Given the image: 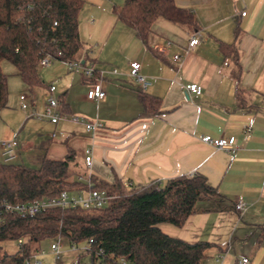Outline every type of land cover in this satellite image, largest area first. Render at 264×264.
Instances as JSON below:
<instances>
[{
    "label": "crops",
    "instance_id": "obj_1",
    "mask_svg": "<svg viewBox=\"0 0 264 264\" xmlns=\"http://www.w3.org/2000/svg\"><path fill=\"white\" fill-rule=\"evenodd\" d=\"M174 2L192 11L198 27L157 17L143 41L112 12L121 0H81L77 19L83 47L77 58L92 63L95 79L67 69L59 59L38 66L42 84L18 83L27 107H20L19 95L8 93L0 108V140L15 136L19 148L12 163L29 167L71 152L70 170L86 187L70 192L114 177L136 185L200 174L217 194L198 201L181 226L162 222L160 230L209 242L203 264H237L242 255L249 264H264V0ZM195 33L200 42L189 48ZM174 54L180 59L173 60ZM134 60L149 79L143 90L129 75ZM50 82L63 113L101 126L87 131L82 123L37 117ZM187 82L201 85L202 92H185ZM92 85L104 96L87 99ZM141 94L158 99L160 114L141 116ZM207 133L233 136L235 151L203 143L200 137ZM86 148L90 168L84 165ZM238 195L245 202L242 217L234 209Z\"/></svg>",
    "mask_w": 264,
    "mask_h": 264
},
{
    "label": "trees",
    "instance_id": "obj_2",
    "mask_svg": "<svg viewBox=\"0 0 264 264\" xmlns=\"http://www.w3.org/2000/svg\"><path fill=\"white\" fill-rule=\"evenodd\" d=\"M80 6L81 0H0V61L11 62L29 88L42 84L38 62L44 54L73 60L83 47L78 34ZM112 12L143 41L157 17L191 29L198 27L192 11L174 0H123ZM7 96L6 76L0 72V108L6 106ZM140 100L141 116L160 114L156 97L141 94ZM72 159L70 152L62 159L42 158L37 167L0 161V201H30L61 190L85 188L86 184L74 179ZM92 187L106 190L110 198L105 206L55 207L30 216L0 211V241L20 239L14 253L0 247V264H24L38 253L41 240L57 237L68 243L85 242L92 264H200L206 258L209 242L186 241L158 227L162 222L181 226L198 209V201L217 194L204 176L180 175L163 184L136 185L114 177L94 182Z\"/></svg>",
    "mask_w": 264,
    "mask_h": 264
},
{
    "label": "built area",
    "instance_id": "obj_3",
    "mask_svg": "<svg viewBox=\"0 0 264 264\" xmlns=\"http://www.w3.org/2000/svg\"><path fill=\"white\" fill-rule=\"evenodd\" d=\"M245 11H242L243 15ZM55 24V21L53 22ZM200 42V34H193L188 41V47L192 48L196 44ZM160 53L165 54V50L161 48L159 50ZM56 55L60 56L61 52L56 51ZM84 58V57H83ZM81 58H76L73 60H63L59 59L64 66L73 71L81 72L86 77L95 79L94 68L92 63L85 62V60ZM54 58L51 54H44L39 62L38 66H46L48 65ZM180 59L178 54L173 55V60ZM141 63L139 61H130L129 62V75L132 79L139 85L140 89H145L149 84V79L146 75H144L141 70ZM183 89L187 93H191L194 95H198L202 92L201 85L194 82H187L183 85ZM55 84L50 82L47 86V95L45 98V104L43 106V110L39 113H36V116L39 118H46L52 123H57L60 120H67L75 123L84 124L87 131H94L96 128L100 127L101 124L99 122H89L84 117L73 114L63 113L59 108V101L54 96ZM105 92L101 88L92 85L86 91V98L90 100H96L104 96ZM20 107L25 109L27 107V103L25 102V95H19ZM54 134V133H52ZM200 140L203 143L211 145L216 149H223L226 151L234 152L236 148L235 138L233 136L224 137V136H212L210 134H203L200 137ZM19 143L15 136L2 138L0 140V158L2 162L9 163L12 162L18 154ZM84 165L87 168L91 167L92 163V155L91 150L86 148L84 150ZM126 185L129 183H125ZM110 196L106 192L105 189L102 188H94L89 186L86 190L81 192H70L69 190H61L57 195L54 196H45L38 199L30 200V201H21L11 203L6 200L0 201V211L3 213H17L23 215H33L35 213L44 211L49 208H101L106 205ZM234 209L238 215V217H242L245 210V202L242 199L241 195H238L234 201ZM20 242V239H18ZM72 249L77 248L75 243H69ZM87 245V244H86ZM64 246V243L61 237L55 238L50 243V250L55 256L56 260L59 261V254ZM88 249V246L86 250ZM101 252V250H99ZM24 264H44L42 261L37 259L36 255H32L24 261ZM55 264H62L61 261L55 262ZM78 264H92L91 262H82ZM95 264H100L99 261H96ZM122 264H130L128 262L123 261ZM203 264V263H200ZM237 264H249V259L247 256L242 255L238 258Z\"/></svg>",
    "mask_w": 264,
    "mask_h": 264
},
{
    "label": "rangeland",
    "instance_id": "obj_4",
    "mask_svg": "<svg viewBox=\"0 0 264 264\" xmlns=\"http://www.w3.org/2000/svg\"><path fill=\"white\" fill-rule=\"evenodd\" d=\"M0 72L6 76L8 93L15 94L18 97L19 93H21V90H19L20 85H18V83H21L22 80L17 74L15 66L7 60H1ZM23 90L24 89H22V92ZM61 239L64 243V246L59 254V261H61L62 264H78L82 262H91L90 257L86 252L87 245L85 242H79L76 245L77 248L72 249L65 238L62 237ZM53 240H55V238L44 239L39 242V251L36 256L37 259L42 261L44 264H55V262H59L58 260H56L55 256L50 250V243ZM0 247L8 253H14L18 247V242L13 239L2 240L0 241Z\"/></svg>",
    "mask_w": 264,
    "mask_h": 264
}]
</instances>
